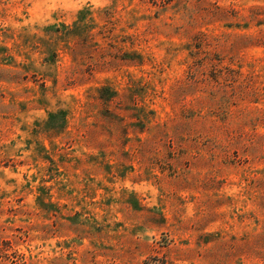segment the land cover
Returning <instances> with one entry per match:
<instances>
[{
  "label": "rangeland",
  "instance_id": "obj_1",
  "mask_svg": "<svg viewBox=\"0 0 264 264\" xmlns=\"http://www.w3.org/2000/svg\"><path fill=\"white\" fill-rule=\"evenodd\" d=\"M0 264H264V0H0Z\"/></svg>",
  "mask_w": 264,
  "mask_h": 264
},
{
  "label": "trees",
  "instance_id": "obj_2",
  "mask_svg": "<svg viewBox=\"0 0 264 264\" xmlns=\"http://www.w3.org/2000/svg\"><path fill=\"white\" fill-rule=\"evenodd\" d=\"M64 115H65L64 112H61V113H59L58 115H52V116L50 117L49 123H54L55 120H56L58 117H62V116H64Z\"/></svg>",
  "mask_w": 264,
  "mask_h": 264
}]
</instances>
